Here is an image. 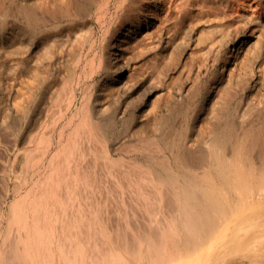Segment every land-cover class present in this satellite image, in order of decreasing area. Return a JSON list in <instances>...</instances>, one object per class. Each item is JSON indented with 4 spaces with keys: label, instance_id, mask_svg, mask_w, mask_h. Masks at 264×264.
Instances as JSON below:
<instances>
[{
    "label": "rangeland",
    "instance_id": "374dc122",
    "mask_svg": "<svg viewBox=\"0 0 264 264\" xmlns=\"http://www.w3.org/2000/svg\"><path fill=\"white\" fill-rule=\"evenodd\" d=\"M4 1L0 2V7L5 8L0 9V254L6 235L14 230L10 220L15 205L23 196L30 198L37 194L62 161V155L53 162L51 158L80 122L85 94H99L101 83L117 73L105 57H109L113 35L121 23L135 18H158L153 31L143 40L135 39L133 47L149 48L150 54L143 62L157 57L159 64L167 62L168 71L163 76L159 64L153 69L144 66L143 73L151 75L153 86L159 87L149 97L133 86H128L124 93L113 88L109 94L113 107L102 109L105 128L99 132L104 147L113 157L136 159L140 163L148 175L143 185L148 191H143L151 199L140 194L134 184L137 180L113 177L98 165L100 177H87V180L76 177L68 189L63 182L68 214L80 209L91 216L98 213L102 224L108 223L109 230L124 226L129 236L136 226L151 228L155 214L168 223L167 209L160 199H153V184L159 182V177L150 173L152 169L153 173L162 172L157 155L168 152L157 149L158 135L182 129L192 137L200 136V130L210 126L206 119L217 116L221 99L228 95L231 97L228 110L234 112L238 108L237 111L244 112L252 128L264 120V0ZM47 33L53 38H45ZM200 34L208 38L203 39ZM168 39L169 48L162 50ZM60 41H66L67 45L61 48L57 44ZM81 44L77 78L72 80L74 52ZM241 45L245 54L235 52V46ZM107 86L112 88L113 84L108 82ZM208 90L212 97L206 101ZM73 92L76 99L72 102ZM157 95L162 97L154 103ZM145 132L152 139L148 148L146 136H141ZM29 152L36 161L34 165L26 163ZM90 154L89 151L81 158H72L74 167L80 171L87 169ZM179 166L182 172L202 170L186 163ZM226 176L202 178L215 185L226 180L245 185L246 178ZM67 178L69 182L73 179ZM219 203L222 221L218 222L219 215L214 214L215 228L200 244L195 246L182 236L171 244L179 260H189L192 264H264V256L250 257L244 250L255 229L264 222V196L239 198L233 187L222 192ZM52 205L55 213L63 211L58 199L52 200ZM126 219L132 226L127 225ZM96 221L97 227L102 225ZM59 223L61 220L56 221L57 226ZM251 223L255 225L250 229ZM61 227L57 228L60 236ZM96 241L111 249L114 264H123L117 259V252L126 257L125 254L107 234ZM58 242L55 239L54 245ZM85 243L88 250L94 246L93 241ZM147 248L144 243V257ZM55 264H63L58 250Z\"/></svg>",
    "mask_w": 264,
    "mask_h": 264
},
{
    "label": "bare ground",
    "instance_id": "6f19581e",
    "mask_svg": "<svg viewBox=\"0 0 264 264\" xmlns=\"http://www.w3.org/2000/svg\"><path fill=\"white\" fill-rule=\"evenodd\" d=\"M0 2L3 3V0ZM5 3H8L7 0ZM1 7V10L5 9ZM157 22L158 18L150 20L135 18L120 24L117 33L113 35L109 57H105L106 62H110V65L117 69V73L113 78L101 83L100 95L85 94L80 106L82 110L80 122L67 141L61 143L51 158V162H53L57 156L62 155V161L55 166L47 177V183L43 187L41 186L37 194L30 198L25 195L15 205L10 220L14 230H10L5 237V246L0 254V264H55L57 250L63 264H114L111 249H108L106 244L96 241L106 234L111 238V241L119 246L118 250L125 254L126 257L117 252V259L123 261V264H133L134 262L138 264H192L193 262L189 260H179V254L175 253L171 244H175V241L182 236L193 241V245L196 246L213 231L216 222L214 214L219 215L218 222L222 221L219 206L222 192H228L230 188L234 187L239 198L250 199L257 194L264 196V120L262 119L259 126L252 128L251 123L245 120L244 112L237 111L238 108L234 112L228 110L231 102V97L228 95L220 101L224 111L219 108L216 111L217 116H209L206 119V123L210 126L206 130H200V136L195 138L187 132L184 133L182 129H177L174 132L166 128V133L158 135L157 149H165L168 152L157 155V162L162 167V172L154 171L153 173L152 169L150 173L152 177H159V182L153 184V199H160L159 202L167 209L168 223H164L155 214L151 228L142 229L135 225L136 227L132 229L136 230H133V235L129 236L127 228L124 229V226L121 229L109 230L108 223L107 225L105 222L102 224L98 213L91 216L83 209L71 214L66 211L67 198L63 194V188H70L69 185H72L76 177H82L85 180L87 177H100V173L96 170L98 165L101 168L105 167L106 172H109L113 177H124L130 181L137 180V183L134 184L139 187L136 186L140 194L146 199L149 197V194L144 192L148 187L143 189L148 175L140 167V163L136 159L126 161L120 157H113L112 153L104 147V139L100 136L99 131L105 128L102 109L106 106L113 107V102L109 99L113 88L124 93L128 86H133L136 89H142L141 93L145 97L151 96L159 89L158 85L153 86L151 75L148 77L143 73L144 66H151L153 69V66L156 67L159 64L156 60L157 57L153 59L152 56L149 62H143L150 54V49L146 46H142L140 49L133 47L135 46L133 41L135 39L143 40L153 31V26L155 27ZM45 38L51 39L53 36L47 33ZM201 38H208V35L202 34ZM57 44L61 48L67 45L66 41H60ZM169 46L170 39L166 40L162 50L168 49ZM130 47L134 48L131 54H129ZM243 47L244 45L235 46V52L242 54L244 52L245 54ZM82 48L83 44L78 47V52H74V66L70 70L72 80L77 78L79 54ZM159 67L164 76L168 71L167 62L162 61ZM108 82L113 84L112 88L107 86ZM119 92L118 95H120ZM211 94L208 90L204 100H211ZM161 97L162 95H157L154 103L159 102ZM75 99L76 93L73 92L71 101L73 102ZM151 104L153 105V102ZM124 112H126V107ZM133 118L136 117L133 116ZM143 135L147 138L146 147L148 148L150 140H152L150 133L145 132L141 136ZM60 139H62V134ZM83 140L88 142L87 145L80 144ZM47 145H49V140ZM87 149L88 151H86ZM89 151L91 154L87 159V169L80 171L79 168H75L71 161L72 158H81ZM30 154L29 152L26 156V163L34 165L36 161L34 162V156ZM183 163L190 164L192 167L197 165L202 167V170L193 173L182 172L179 164ZM216 174L219 177H227L226 175L237 177L239 180L241 177L246 178L245 185L240 186V184L232 183L229 180L215 185L202 178L216 177ZM67 177H73V179H70L69 182ZM63 182L66 185L62 188ZM55 199H58L63 209L59 213H55L52 205V200ZM156 202L158 203V201ZM152 206L154 207V205ZM150 209L152 208L148 210ZM58 220H61V223L57 226L56 221ZM96 220H99V224L102 225L97 227ZM129 220H131L130 217ZM127 225L132 226V223L130 225L127 221ZM254 225L251 223L249 228L251 229ZM59 226H62L61 236L57 234ZM255 230L251 240L244 245V250L250 257L259 255L263 257L264 222ZM106 231L107 233H105ZM55 239L59 240L57 247L54 245ZM85 241H93L94 246L90 247L91 251H89L90 248L88 250ZM144 243L148 245L146 257H144L146 249L143 250Z\"/></svg>",
    "mask_w": 264,
    "mask_h": 264
}]
</instances>
